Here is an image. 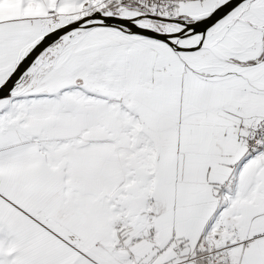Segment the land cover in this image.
I'll use <instances>...</instances> for the list:
<instances>
[{
	"label": "snow or ice",
	"instance_id": "6c2138e0",
	"mask_svg": "<svg viewBox=\"0 0 264 264\" xmlns=\"http://www.w3.org/2000/svg\"><path fill=\"white\" fill-rule=\"evenodd\" d=\"M0 264H264V0H0Z\"/></svg>",
	"mask_w": 264,
	"mask_h": 264
}]
</instances>
